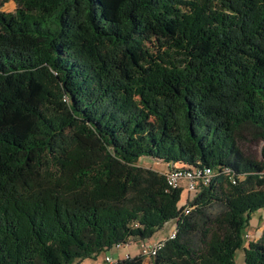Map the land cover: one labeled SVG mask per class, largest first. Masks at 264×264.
Wrapping results in <instances>:
<instances>
[{
  "label": "trees",
  "instance_id": "1",
  "mask_svg": "<svg viewBox=\"0 0 264 264\" xmlns=\"http://www.w3.org/2000/svg\"><path fill=\"white\" fill-rule=\"evenodd\" d=\"M3 1L0 264H80L173 221L148 264H264V224L244 237L264 164L238 143L264 139V0ZM144 156L216 174L183 214Z\"/></svg>",
  "mask_w": 264,
  "mask_h": 264
},
{
  "label": "rangeland",
  "instance_id": "2",
  "mask_svg": "<svg viewBox=\"0 0 264 264\" xmlns=\"http://www.w3.org/2000/svg\"><path fill=\"white\" fill-rule=\"evenodd\" d=\"M15 7V3L12 0L3 1L1 4V8L4 10H13ZM147 45L152 53L158 52V46L156 44V41L149 40L147 42ZM146 55L144 53H140L137 57V62L140 64H143L146 62ZM239 146L240 149L243 151L245 155H248L258 161L261 160V146L259 143V140L256 139L253 135V133L246 129L242 132V134L239 136ZM138 162L142 165L154 167L158 170L164 168L163 161L158 159H152L151 157H140L138 159ZM176 164H179L178 162ZM182 191H181V204H183V201H185L192 192H188L187 188L181 185ZM191 196V195H190ZM172 222H168L164 225L163 228L158 229L154 232L153 237H157L162 234H166L167 230L170 229ZM264 224V207L259 208L256 211H254L251 214L250 222L247 227V233L248 236H244L245 239L248 241L250 239H256L262 230ZM139 244L140 241L138 239H133L130 241L128 247H111L107 249L106 251H101L96 258H84L80 261V264H111L105 261L104 256L105 254H109L113 258V263H116V261L119 258H124L125 252L129 251L131 256H136L137 258L133 260V262H130L128 264H148L150 262L149 257L147 256H141L139 255ZM234 259L236 264H245V258H244V250L242 248H239L235 251ZM126 264V263H122Z\"/></svg>",
  "mask_w": 264,
  "mask_h": 264
},
{
  "label": "built area",
  "instance_id": "3",
  "mask_svg": "<svg viewBox=\"0 0 264 264\" xmlns=\"http://www.w3.org/2000/svg\"><path fill=\"white\" fill-rule=\"evenodd\" d=\"M261 146V160L264 164V139L260 141ZM166 162V167L162 169V172L165 175V179L168 187L177 188L181 185L187 188L188 192H192L190 195L192 196L194 192L204 184H207L212 177L216 174L215 170L208 165H184V166H176L174 163ZM220 172L228 175V178L235 182L234 176L230 173V168L227 166H222ZM218 171V173H220ZM261 173H264V169ZM188 195V197H191ZM187 197V198H188ZM182 213H188L192 206L185 201H183ZM176 221H173L170 229L167 232V235L164 237L155 239V240H142L139 244V255L151 257L154 255L159 248L164 245V242L168 238H172L175 236L177 231ZM245 236H248V233H245ZM130 243L127 242H118L114 245L116 248L125 247ZM132 257L128 252L124 254V258ZM105 261L108 263H113V258L109 254H105Z\"/></svg>",
  "mask_w": 264,
  "mask_h": 264
},
{
  "label": "crops",
  "instance_id": "4",
  "mask_svg": "<svg viewBox=\"0 0 264 264\" xmlns=\"http://www.w3.org/2000/svg\"><path fill=\"white\" fill-rule=\"evenodd\" d=\"M163 164H165V162L163 161L162 162ZM176 166H184V164H182V163H179V164H175ZM186 165V164H185ZM167 232H168V230H167ZM167 232H166V234H162V235H159V236H157V237H153V236H151L150 238H147V239H145V240H155V239H158V238H161V237H164L165 235H167ZM140 242L142 241V240H139ZM129 245V244H128ZM128 245L127 246H125L126 248L128 247ZM128 253H129V251H127ZM126 253V252H125ZM107 254V253H106ZM130 254V253H129ZM131 255V254H130ZM93 264H96V263H93Z\"/></svg>",
  "mask_w": 264,
  "mask_h": 264
}]
</instances>
